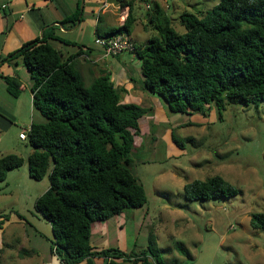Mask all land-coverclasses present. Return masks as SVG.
I'll return each instance as SVG.
<instances>
[{"label":"trees","instance_id":"obj_1","mask_svg":"<svg viewBox=\"0 0 264 264\" xmlns=\"http://www.w3.org/2000/svg\"><path fill=\"white\" fill-rule=\"evenodd\" d=\"M151 9L149 22L157 35L136 49L135 58L144 89L162 98L171 112H202L215 105L220 114L227 104L239 100H264V0H219L204 13H183L184 33L172 28L158 5ZM78 21L79 11L60 25L75 26ZM134 23L129 8L122 26L104 35L96 30V36L129 35ZM51 40L70 45L49 28L0 61V65L22 62L31 81L33 108L46 121L32 124L27 133L32 153L26 162L30 179L49 181L34 208L51 226V253L61 264H93L94 258H102L104 264H164L152 246L139 255L91 247L94 223L146 204L145 190L130 169L139 120L146 110L122 104L107 74L86 86L69 63L76 56L64 59ZM5 82L8 93L17 96L19 81L5 78ZM24 162L15 154L0 157V184ZM238 193L218 176L183 188L188 201ZM250 226L263 228L264 215L253 214ZM178 249L189 256L183 247Z\"/></svg>","mask_w":264,"mask_h":264},{"label":"rangeland","instance_id":"obj_2","mask_svg":"<svg viewBox=\"0 0 264 264\" xmlns=\"http://www.w3.org/2000/svg\"><path fill=\"white\" fill-rule=\"evenodd\" d=\"M65 1L78 2L82 15L78 29L65 38L84 40L86 48H94L93 29L87 27V22L91 20V27H95L97 13L105 1L94 0L96 10L92 12L86 9L82 12L84 0ZM130 3L135 23L129 41L134 44L132 40L137 37L136 42L141 46L157 35L149 22L155 5L170 19L176 32L184 33L180 21L183 13H204L219 0H131ZM99 30L104 32V28ZM61 47L64 56L76 50L70 45ZM90 84L85 82L86 86ZM155 97L157 100L152 101L146 113L149 117L158 115V120L150 122L156 134L147 133L137 139L130 155V169L145 190L146 204L108 220L110 233L100 244L107 239L112 242V249L123 248L124 253L134 255L147 252L152 246L158 249L164 264H264V227L254 230L250 226L253 214L264 215V100H239L227 104L220 114L215 105L187 114L171 112L162 98ZM45 122L42 118V123ZM140 141L142 145L138 146ZM24 158L28 173L27 157ZM164 170H173L175 179L169 177L158 185L157 177ZM213 176L221 177L239 193L229 198L186 200L184 186ZM25 179L28 185L10 182L6 188V184H0L1 214L8 219L7 224L4 222L0 264H44L52 254L51 227L34 208L37 198L49 187L48 178L34 181L27 174ZM21 246L35 250L36 254L19 256ZM178 247L186 249L189 256L183 255ZM93 264L104 261L93 260Z\"/></svg>","mask_w":264,"mask_h":264},{"label":"crops","instance_id":"obj_3","mask_svg":"<svg viewBox=\"0 0 264 264\" xmlns=\"http://www.w3.org/2000/svg\"><path fill=\"white\" fill-rule=\"evenodd\" d=\"M124 1L128 4H123ZM130 2L131 0H121L116 4L108 2L106 5L105 2H102L101 11L97 13L95 27H91V20L87 22V27L93 29V42L96 38V30L101 35H104L124 24L128 10L131 8ZM4 5L5 8H2ZM78 8V2L69 4L65 0H0V61L9 57L23 44L40 38L44 30L52 28L56 38L70 43V46H73L71 44L79 45L77 47L73 46L76 50L67 52V56H64L61 46H69V44H65L59 40L49 41L54 48L61 52L64 59L76 56L69 63L84 82H92L101 75L107 74L109 81L112 82L118 92L122 104H133L147 111L152 101L157 99L155 95L149 93L143 87L140 62L135 58V54L123 53L119 56L111 57L107 56L97 45L94 48H86L83 44L84 40L77 42L73 40L69 41L65 38L67 34L78 29L82 21V15L81 21H78L77 26H73L71 23L61 26L60 22L77 13ZM84 9L90 12L96 10L94 0H84L82 12ZM100 27L101 29L104 28V32H102L103 30H99ZM131 32L130 30L129 39L132 38ZM136 39L137 37L134 40L131 39L136 49L143 48L149 40H146L145 44L139 46ZM81 46L83 48L80 49ZM20 62V60H15L12 63L5 62L0 65V157L7 154H15L25 159L24 157L28 158L32 153V148L30 147L29 149L27 140H21L19 135L27 133L32 124H41L43 117L33 108L29 74L26 69H23ZM5 78H14L19 81L20 90L17 96L13 97L8 93ZM154 119L158 120V115L156 117H149V113H145L140 118V134L135 138V142L147 133H151V135L156 134V131L152 130L150 126V122ZM138 144V146H141L142 142ZM25 168L24 162V165L20 169L8 173L5 183H3L6 184V188L9 187L10 182H15L17 185L19 183L28 185L29 181L25 179L28 173H26ZM169 177L175 179L173 170L160 172L157 177V184L159 185L162 180H166ZM7 191L10 192L9 190ZM1 211L2 209H0V234H2V236L0 235V252L4 248L2 239L4 228L8 223V219L2 216ZM106 222H96L92 226L90 245L95 251L112 249V242L107 239H103V243L100 244V240L110 233ZM117 225V229H120L121 224L119 225L117 222ZM114 249L124 252L121 250L123 248ZM28 254L35 255L36 252L35 250H26L24 246H21L19 256H27ZM94 260L103 261L102 258H94ZM116 262L121 263V260ZM44 264L61 263L56 256L51 254L49 260ZM80 264H87V262L83 261Z\"/></svg>","mask_w":264,"mask_h":264},{"label":"built area","instance_id":"obj_4","mask_svg":"<svg viewBox=\"0 0 264 264\" xmlns=\"http://www.w3.org/2000/svg\"><path fill=\"white\" fill-rule=\"evenodd\" d=\"M105 5L108 3L109 0H104ZM114 2H119V0H113ZM148 9L150 8L149 5L146 6ZM5 8V5L2 6ZM95 45L100 47L107 56L116 57L123 53H130L135 54L136 47L129 41V37L125 33L115 34L109 37L105 36H96L94 40ZM33 97V96H32ZM33 99V98H32ZM29 131V130H28ZM27 131V133H28ZM27 133H21L19 138L21 140H26Z\"/></svg>","mask_w":264,"mask_h":264}]
</instances>
